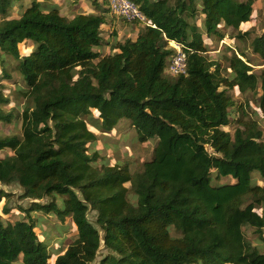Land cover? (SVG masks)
Returning <instances> with one entry per match:
<instances>
[{"label": "trees", "instance_id": "obj_1", "mask_svg": "<svg viewBox=\"0 0 264 264\" xmlns=\"http://www.w3.org/2000/svg\"><path fill=\"white\" fill-rule=\"evenodd\" d=\"M53 1L0 0L2 77L13 78L8 60H17L21 81L14 90L28 103L21 136L0 135V151L10 152L0 157V185L18 183L22 198L32 201L22 210L25 218L0 215V264H50L31 211L54 213L62 222L71 218L76 227V238L54 264H91L102 245L108 253L99 264H264V252L241 239L238 221L264 231V181L254 178L257 172L264 180V127L245 113L234 120L229 93L261 89L264 121V67L258 74L231 49V72L222 75L206 55L204 35L225 39L227 28L238 30L251 20L253 2L133 0L150 25L103 54L109 0H87L98 12L72 18ZM17 4L22 11L10 17ZM197 5L204 31L189 19ZM170 41L182 43L187 53V72L178 76L165 73L175 52ZM24 43L32 46L27 53L20 51ZM252 49L264 60V31ZM9 103L0 86L1 122L13 119L5 109ZM124 119L139 141L159 140L141 171L121 163L98 166L100 153L89 147L98 139L90 126L111 132ZM233 121L235 130H225ZM214 172L235 180L214 185ZM7 196L0 190V202ZM46 197L51 201L43 203ZM253 204L262 213L252 212ZM90 210L97 212L95 224Z\"/></svg>", "mask_w": 264, "mask_h": 264}, {"label": "rangeland", "instance_id": "obj_2", "mask_svg": "<svg viewBox=\"0 0 264 264\" xmlns=\"http://www.w3.org/2000/svg\"><path fill=\"white\" fill-rule=\"evenodd\" d=\"M85 1L86 4H83ZM171 4H175L177 0H169ZM253 2V13L251 20L248 21L250 24L247 26L249 28H239L238 30L234 27L227 28L226 37L223 40H218L214 36L210 37L205 34L203 23L205 16L201 11V7L197 5V10L195 15H189L191 22L197 23L205 35V43L208 47L207 57L210 60L216 61L219 65V70L224 76H229L231 69L228 68L227 57H229L232 52L231 49L236 50L237 54L250 61L249 64L253 66V70L258 74L264 67V60L256 53L253 52L252 42L253 39L264 31V0H251ZM55 3H60L62 7V15L68 17H73L79 12H88L87 3L91 4V1L87 0H54ZM103 5V4H101ZM22 11L20 4H17L9 10L10 17H18L19 13ZM4 18V15L0 13V21ZM244 23V22H243ZM242 24V23H241ZM142 25V24H141ZM140 23L130 22L122 18L115 16H110L108 19V24L104 25L102 36L104 38V44L102 45L103 54L113 51V44L118 40H125L127 38H132L137 31V27L144 28ZM244 27V26H243ZM239 31L242 33L245 31H250L248 35L243 37H237ZM138 32V31H137ZM169 45L171 46L170 42ZM32 49V46L28 43L20 45L21 53H27ZM240 53H244L245 57L241 56ZM169 60V59H168ZM18 61L9 59L8 60V71L12 74V79H4L2 76V71L0 69V86L4 87L5 93L10 98V103L5 106L7 111H12L14 116L11 122H1L0 121V135H19L22 134V114L28 105L27 99L22 95H19L15 89V84L19 81L18 73L14 70ZM166 75L168 74L165 70ZM229 93L232 95L235 101V105L231 109V115L235 119L237 117H243V113L247 117H252L259 122L261 127H264L263 113L260 110V95L262 93L261 89L257 92L241 93L236 87L230 89ZM94 115L98 117L99 113L94 110ZM237 122L233 121L230 126H225V130L233 132L237 127ZM90 128L98 135V139L95 143L89 144L91 151H98L100 157L98 159V166L107 162L111 165L116 163L128 164L132 172L141 171L143 165L146 161L151 160L155 154V149L157 148L158 139H152L147 142H141L138 138V131L132 125L129 120H121L118 125L111 132H103L96 129L93 126ZM9 150L0 151V157L7 155ZM254 178L256 182L263 184L262 178L259 173H254ZM233 175L218 177L217 173H213V183L214 185L232 182L234 181ZM130 188L131 184L127 183ZM0 190L7 193V197H2L0 202V215L6 221H16L21 218L27 217V213L22 211L24 209L29 210L32 201L26 198H22L24 192L23 188L18 183H12L9 185H0ZM129 198L132 201L136 200V197L132 191L129 192ZM58 201L61 203L62 197L57 196ZM51 201V197H46L42 202L47 203ZM7 204L10 207L9 213H4L3 208ZM20 207V208H19ZM250 206L246 209L247 214L250 215L248 211ZM252 212L262 213V208L260 205L251 208ZM31 214L37 225L36 232L41 240L46 242L49 252L52 257L49 260L50 264H54L58 255L63 254L67 246L76 238L77 231L76 227L72 223L71 218H66L65 221L59 220L56 214L52 213L50 215H45L41 211H31ZM97 217V212L95 210H90L88 213V218L91 222L95 224ZM239 230L241 234V239L246 240L253 246L260 248L264 252V231L259 232L250 224H245L239 219ZM172 234L174 236H180V234L173 228ZM242 248H244V241H242ZM108 253V250L102 245L97 259L91 264H99L101 259Z\"/></svg>", "mask_w": 264, "mask_h": 264}, {"label": "built area", "instance_id": "obj_3", "mask_svg": "<svg viewBox=\"0 0 264 264\" xmlns=\"http://www.w3.org/2000/svg\"><path fill=\"white\" fill-rule=\"evenodd\" d=\"M108 2L111 15L130 22L139 21L144 27L150 25L147 16L133 0H109ZM170 44V48H173L175 52L169 57L165 70L173 76L186 73L187 53L184 50V45L176 41H170ZM209 151L213 152L211 148Z\"/></svg>", "mask_w": 264, "mask_h": 264}, {"label": "crops", "instance_id": "obj_4", "mask_svg": "<svg viewBox=\"0 0 264 264\" xmlns=\"http://www.w3.org/2000/svg\"><path fill=\"white\" fill-rule=\"evenodd\" d=\"M103 0H99V2L101 3ZM80 2H81V0H80ZM88 2V1H87ZM109 3V2H108ZM58 4H60V3H58ZM83 4H86L85 3V1H83ZM103 4V3H102ZM104 5V4H103ZM103 5H101V6H103ZM106 7H108V4L107 5H105ZM86 7H88V13L89 12H98L97 11V8H95L93 5H89V3H87V5H86ZM61 12H62V10H61ZM66 16V15H65ZM109 16H112L111 14H110V12H109ZM109 19V18H108ZM106 24H108V22L106 23ZM105 24V25H106ZM250 23L249 22H244V23H242L241 24V26H242V28H243V30H244V28H249V27H247L248 25H249ZM141 25V24H140ZM141 26H143V25H141ZM244 26V27H243ZM104 27V26H103ZM137 27V31L133 34V35H137L139 32H141L143 29L142 28H140L139 26H136ZM144 27V26H143ZM241 28V27H240ZM246 32V31H245ZM225 128V127H224Z\"/></svg>", "mask_w": 264, "mask_h": 264}]
</instances>
